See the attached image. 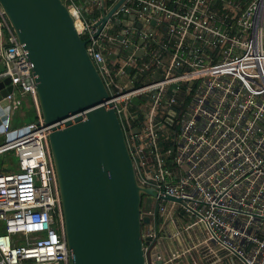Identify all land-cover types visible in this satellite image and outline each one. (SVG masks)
Wrapping results in <instances>:
<instances>
[{
    "label": "built area",
    "instance_id": "2783aa9c",
    "mask_svg": "<svg viewBox=\"0 0 264 264\" xmlns=\"http://www.w3.org/2000/svg\"><path fill=\"white\" fill-rule=\"evenodd\" d=\"M61 2L86 39L135 180L152 191L139 212L145 264H156L154 246L159 264H264V0ZM0 63L11 86L0 96V156L16 158L0 172V264H67L49 126L1 7ZM14 90L31 100L32 121L13 122Z\"/></svg>",
    "mask_w": 264,
    "mask_h": 264
},
{
    "label": "water",
    "instance_id": "95a60500",
    "mask_svg": "<svg viewBox=\"0 0 264 264\" xmlns=\"http://www.w3.org/2000/svg\"><path fill=\"white\" fill-rule=\"evenodd\" d=\"M0 7L31 64L38 111L49 126L67 264H145L141 225L147 218L139 212L149 207L141 195L152 191L137 184L117 116L102 105L108 93L86 39L61 0H0ZM10 90L3 79L0 96ZM0 106L8 111L6 100ZM150 252L159 264L158 247Z\"/></svg>",
    "mask_w": 264,
    "mask_h": 264
},
{
    "label": "rangeland",
    "instance_id": "374dc122",
    "mask_svg": "<svg viewBox=\"0 0 264 264\" xmlns=\"http://www.w3.org/2000/svg\"><path fill=\"white\" fill-rule=\"evenodd\" d=\"M3 66L0 63V71L2 70ZM14 97L18 100V105L16 108L11 109L10 116L13 119V122L16 125H20L26 122V112L24 110L25 105L24 103L27 101L26 97L23 95H20L16 90H14ZM32 116L29 114L28 117ZM4 140V136L0 134V142ZM6 165V167H4ZM16 168V158L10 154V155H2L0 156V172L3 171H14ZM1 232V231H0Z\"/></svg>",
    "mask_w": 264,
    "mask_h": 264
},
{
    "label": "trees",
    "instance_id": "16d2710c",
    "mask_svg": "<svg viewBox=\"0 0 264 264\" xmlns=\"http://www.w3.org/2000/svg\"><path fill=\"white\" fill-rule=\"evenodd\" d=\"M26 99H27V102H26V104L24 103V105H25L24 110L26 112V118L27 119H25V120L27 122V121H32L35 118V113H34V108H33L31 100L29 99L28 96H26ZM29 114H31L32 116L28 117Z\"/></svg>",
    "mask_w": 264,
    "mask_h": 264
},
{
    "label": "crops",
    "instance_id": "0c3cea01",
    "mask_svg": "<svg viewBox=\"0 0 264 264\" xmlns=\"http://www.w3.org/2000/svg\"><path fill=\"white\" fill-rule=\"evenodd\" d=\"M27 102V101H26ZM26 102H25V104H26Z\"/></svg>",
    "mask_w": 264,
    "mask_h": 264
}]
</instances>
